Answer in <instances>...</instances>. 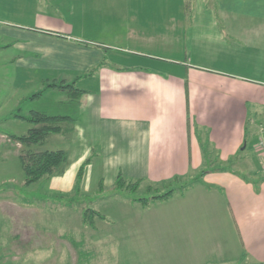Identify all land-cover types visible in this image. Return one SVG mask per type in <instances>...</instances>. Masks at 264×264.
Wrapping results in <instances>:
<instances>
[{
    "label": "crops",
    "instance_id": "crops-1",
    "mask_svg": "<svg viewBox=\"0 0 264 264\" xmlns=\"http://www.w3.org/2000/svg\"><path fill=\"white\" fill-rule=\"evenodd\" d=\"M47 1V15L56 14ZM86 1L94 14L101 6L114 9L107 35L116 42L141 49L156 41L185 40L193 54L183 61L139 50L128 52L129 59L105 54L104 38L85 32L86 7L78 8L86 20L82 29L47 17L34 27L3 24L7 28L1 33L23 53L16 63L47 76L41 89L45 80L71 83L105 60L91 77L77 81L86 92L78 100L57 90L42 96L53 97L49 111L62 106L68 115L38 111L74 119L66 136L75 169L91 159L81 195L87 175L95 176L99 191L101 182L103 190L113 189L118 173L129 181L158 184L204 169L211 155L221 166L238 160L241 170H211L183 195L147 208L135 204L126 229L133 238L149 233V245L160 249L172 245L173 264H264V182L256 191L234 174L255 179L264 170L255 155L258 150L264 160V0H214L212 5L177 0L176 6L171 0ZM71 2L83 5V0ZM73 173L66 166L48 190H75Z\"/></svg>",
    "mask_w": 264,
    "mask_h": 264
},
{
    "label": "rangeland",
    "instance_id": "rangeland-1",
    "mask_svg": "<svg viewBox=\"0 0 264 264\" xmlns=\"http://www.w3.org/2000/svg\"><path fill=\"white\" fill-rule=\"evenodd\" d=\"M51 1L50 8L56 14L47 15L48 10L51 9L43 6L45 0H0V264H173L172 245L167 247L163 245L161 249L154 243L149 245L147 232L144 237L140 232L134 238L128 235L126 215L135 212V204L131 202L126 192L117 193L111 188L103 192L98 191L95 176L87 175L83 184V189L86 188L83 197L79 198L77 204L67 206L57 200L61 197L64 200L74 198V189L66 192L67 194L48 190L50 180L58 176L41 180L30 186L24 185L19 156L24 155L28 150L69 152L71 157L66 166L73 170V177L77 171L76 162L68 147L66 135H50L43 145L29 148L10 139L11 136L25 134L31 128L28 123L13 119L12 113L18 108L20 115L35 110L68 115L69 111H61L62 106L49 111L48 107L51 106L49 101L53 98L49 94L39 100H26L41 89L40 80L47 76L30 72L27 63L18 65L15 60L19 53H23L12 46L8 34L1 33V30L7 28L3 25L7 23L19 25L17 27H34L41 21L40 18L44 17L55 22L60 19L75 30L78 27L82 29L87 20L86 34L94 33L95 38L98 36L95 40L99 41L100 37H103L102 42L105 41V48H108L103 49L104 53H111L118 59L120 57L129 59L132 54L128 52H135L133 50L146 52L154 58L180 56L182 61L191 58L193 53L187 47L185 40L182 43L178 40L156 41L143 44L141 49L136 47V44H125V40L116 42L112 36L107 35L111 28L110 17L114 13V9L110 6H101L94 14V10L89 7L86 0H83L82 7L73 4L71 0H55L59 8H55L57 4ZM171 1L176 6L177 0ZM182 1L185 5V0ZM186 4H193V1L186 0ZM208 4H214V0H208ZM83 7H86L88 12L86 20L79 16L78 8ZM95 15H97L96 21L100 23L94 21ZM166 24L167 21L165 27ZM87 36L94 39V35ZM108 64L112 66L111 63ZM256 120L262 119L256 118ZM255 155L260 156V166L264 167L263 157L258 150H255ZM234 161L228 168L241 170L240 167H236L238 160ZM220 163H217L211 155L204 169L210 166L217 167ZM223 164L226 166L227 163ZM199 171L190 173L191 177L196 179ZM258 175H264V170ZM147 186L146 181L140 184L136 195L144 194ZM86 207L99 212L105 217V221L97 219L94 229L84 225L82 211ZM78 248L84 255L82 262L78 259Z\"/></svg>",
    "mask_w": 264,
    "mask_h": 264
},
{
    "label": "trees",
    "instance_id": "trees-1",
    "mask_svg": "<svg viewBox=\"0 0 264 264\" xmlns=\"http://www.w3.org/2000/svg\"><path fill=\"white\" fill-rule=\"evenodd\" d=\"M104 50L106 48L102 47ZM105 60L102 61L97 67L89 71L87 74L82 75V77L76 78L71 83H65L64 81H42V89L36 92L34 95H31L26 100H36L41 98L49 90H57L59 92H65L71 101L78 100L85 91H82L76 87L77 81L91 77L96 73L100 67L104 66ZM187 84V82H186ZM187 86V85H186ZM19 108L12 113L13 119L21 120L28 123L31 128L27 130L24 135L21 136H11L10 139L15 140L19 144L31 147V146H40L43 145L48 136L50 135H68L73 132L71 124L74 123V119L68 116H51L44 112L31 111L27 116L20 115L18 113ZM204 150V154L207 159V151ZM68 154L64 150H45L42 152H34L28 150L24 155L19 156V162L24 174V185L30 186L32 184L38 183L41 180H46L54 176H62L65 172V167L67 164ZM91 162V159L86 160L78 169L76 173V183H75V197L64 200L62 197L57 201L63 205L72 206L75 203L79 202V198L83 197L81 195V184L84 178L85 168ZM235 161H230L226 166L218 165L217 167H206L205 169L200 170L197 173V178L193 179L190 175L185 177H174L168 181H164L158 184L147 183L144 194L136 195L138 193V188L144 180H135L129 181L124 178L121 173H118L113 191L117 193L126 192L129 195L130 200L133 204H138L142 208H147L151 204L163 203L172 199L175 195H183L184 192L190 188H193L197 184H202V179L205 174L209 173L211 170L226 172L229 171L230 165ZM241 179L246 182L253 184L254 189L258 190V185L261 182H264V175H257L255 179H248L246 176L235 173ZM251 180V181H250ZM210 189L211 187H206ZM102 182L99 185V191H103ZM64 202H61V201ZM105 221V217L99 212L86 207L82 211V223L91 228H95L96 220ZM81 246V244H80ZM78 259L79 262H82L84 258L83 253L78 248ZM246 255L241 259L240 263L245 261Z\"/></svg>",
    "mask_w": 264,
    "mask_h": 264
},
{
    "label": "built area",
    "instance_id": "built-area-1",
    "mask_svg": "<svg viewBox=\"0 0 264 264\" xmlns=\"http://www.w3.org/2000/svg\"><path fill=\"white\" fill-rule=\"evenodd\" d=\"M260 145L262 146V148H264V141Z\"/></svg>",
    "mask_w": 264,
    "mask_h": 264
}]
</instances>
